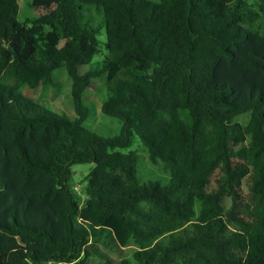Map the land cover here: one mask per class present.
<instances>
[{"label":"trees","instance_id":"16d2710c","mask_svg":"<svg viewBox=\"0 0 264 264\" xmlns=\"http://www.w3.org/2000/svg\"><path fill=\"white\" fill-rule=\"evenodd\" d=\"M31 6L44 12L20 21L17 0H0V264H264V0ZM101 43V68L79 75ZM58 69L73 119L20 92ZM97 77L102 113L121 121L111 137L84 125ZM134 137L166 184L115 151ZM79 163L94 164L83 205L69 188ZM98 243L133 252L111 261Z\"/></svg>","mask_w":264,"mask_h":264},{"label":"rangeland","instance_id":"374dc122","mask_svg":"<svg viewBox=\"0 0 264 264\" xmlns=\"http://www.w3.org/2000/svg\"><path fill=\"white\" fill-rule=\"evenodd\" d=\"M18 3V19L24 21L26 18L36 17L44 11L35 9L31 6V0H17ZM96 22H98V15H94ZM101 42L105 41L104 30L98 35ZM107 51L104 44H100L99 52L96 53L91 62L87 65L78 67V74L84 75L87 72L98 70L101 68L102 61L106 56ZM72 80L67 75L64 69H58L53 72L52 84L46 87H37L30 89L26 86L20 88V92L31 97L34 101L42 103L48 109L58 113L61 116L73 119L75 111L72 105L71 98ZM106 97L105 79L103 77L92 78L87 88L83 90L82 102L89 109V115L84 121V125L93 132L111 137L119 133L121 121L117 118L107 116L102 113L101 105ZM249 120V114H242L233 119L245 125ZM115 151L129 152L136 151L140 155L138 161L137 174L141 180L154 179L162 184L167 183L168 175L159 168L152 166L146 157V153L142 149V145L137 138H133L130 145L126 148L115 149ZM94 166L93 163H79L71 166L72 178L69 184L70 191L78 199L79 205H83L86 199L85 186L86 175ZM245 188V187H244ZM230 205L229 198L223 199V206L228 208ZM98 246L103 250L111 261H116L122 258L131 257L133 246L123 248L122 252L115 253L105 249V247L98 243ZM86 264H107L106 261L90 257Z\"/></svg>","mask_w":264,"mask_h":264}]
</instances>
